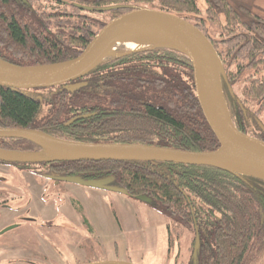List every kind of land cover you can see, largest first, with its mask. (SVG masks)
Segmentation results:
<instances>
[{
	"label": "trees",
	"instance_id": "trees-1",
	"mask_svg": "<svg viewBox=\"0 0 264 264\" xmlns=\"http://www.w3.org/2000/svg\"><path fill=\"white\" fill-rule=\"evenodd\" d=\"M133 7L167 11L194 24L221 62L220 85L232 122L247 134H264L258 122L264 109V15L256 0H0V58L21 65L73 58L104 23ZM140 66H148L150 72L142 74ZM107 71L117 83L111 95L120 99L122 107L132 104L133 109L120 110L124 132H101L106 129L101 121L94 126L74 122L64 127L65 119L85 107L102 106L105 78L99 74ZM95 77L94 86L90 80ZM81 81L84 84L78 89L73 88V81L29 90L0 86V126L34 128L83 142L139 143L191 151L219 145L197 102L190 63L175 48H145L104 60ZM139 100L152 103L137 104ZM64 128L100 132H49ZM257 137L264 140V136ZM5 141L11 144L9 150H40L23 139ZM37 161L47 173L83 179L112 175L127 195L148 196L166 221L169 264H264L261 176L164 161ZM195 233L198 245L193 252ZM177 241L181 244L173 246Z\"/></svg>",
	"mask_w": 264,
	"mask_h": 264
},
{
	"label": "water",
	"instance_id": "water-1",
	"mask_svg": "<svg viewBox=\"0 0 264 264\" xmlns=\"http://www.w3.org/2000/svg\"><path fill=\"white\" fill-rule=\"evenodd\" d=\"M136 28H149L165 37L170 36L176 42V46L166 45L145 48L171 47L186 56L191 66L197 102L204 119L219 142L218 147L207 151H191L139 143L83 142L59 138L34 128L0 126V137L23 139L40 148V150L33 152L0 151V156L11 159V156H7V154L13 153L16 155L15 158H12L14 160L37 161L32 160L27 155L55 150L68 156L60 158L50 156L48 158L164 161L191 165H210L236 172L244 171L264 178V140L240 131L234 125L222 95L220 75L223 74V68L219 57L208 38L189 20L177 14L151 7L130 8L104 23L93 34L77 56L63 61L21 65L0 58V86L29 90L56 86L75 80L104 60L137 51L115 52L111 57L106 55L109 51V45L114 39L127 30ZM73 119L67 121L65 124L71 123ZM40 159L46 158L42 157ZM228 159L245 161L254 166L258 171L230 168L229 166L217 163V161ZM56 180L126 193L124 188L106 185L111 180V176L95 180H83L78 176H59ZM138 198L147 200V197L143 195L138 196ZM11 227L9 226L4 230ZM197 244L198 237L196 235L194 251ZM74 264L135 263L124 260L100 259Z\"/></svg>",
	"mask_w": 264,
	"mask_h": 264
},
{
	"label": "rangeland",
	"instance_id": "rangeland-1",
	"mask_svg": "<svg viewBox=\"0 0 264 264\" xmlns=\"http://www.w3.org/2000/svg\"><path fill=\"white\" fill-rule=\"evenodd\" d=\"M256 3L264 15V0H256ZM199 5L202 7L201 3ZM114 47L116 49L108 57L115 52L141 49L117 42L109 51ZM258 122L264 126V109L258 115ZM257 136L264 134L258 132ZM7 156H11L8 160L16 157L13 153ZM27 156L32 160L50 157L44 152ZM9 168L6 182L12 186L11 192L14 195L20 193L25 205L27 203L29 213L23 216L32 215L35 221L21 220V227L0 233V244H3L0 246V264H27L22 257H28L33 251L44 252L41 264H74L100 259L135 264L171 262V256L167 257L165 219L149 202L116 191L39 179L25 167L16 168L13 164ZM12 204L16 205L15 202ZM1 212L6 214V211ZM84 217H88L87 226L81 223ZM16 221L20 220L15 214L3 216L0 231ZM42 222L58 227L56 230L49 228L51 231L43 228ZM172 253L173 250L170 255Z\"/></svg>",
	"mask_w": 264,
	"mask_h": 264
},
{
	"label": "flooded vegetation",
	"instance_id": "flooded-vegetation-1",
	"mask_svg": "<svg viewBox=\"0 0 264 264\" xmlns=\"http://www.w3.org/2000/svg\"><path fill=\"white\" fill-rule=\"evenodd\" d=\"M139 61L145 62L147 60L146 59H139ZM114 65L115 64H112V65H109V66L114 67ZM148 66L147 67L146 66L145 67L144 66H140L141 68H140L139 72H143L142 74H147V72H150L148 70ZM99 76H100V78H105V80H107L106 82H105V80L102 81L103 92L105 90V95L101 99L102 106L91 105V106L85 107V110L79 111V112L73 114L72 116L68 117L67 119H65L62 122V125L64 127L71 126L74 122L77 125H80L81 127H82V125H88L89 126V124H87V122L91 123L94 126L98 121H101L106 126V129L101 131V132H124L125 129L122 128V114H123V112L120 111V110L122 108H125V107H127V109H129V110L133 109L132 108V104H130L129 106L125 105V107H122V104H120V99L111 95L112 92H113L114 86L117 85V83H116V78L113 77L111 74H109V71L103 72L102 74H99ZM82 77L83 76L75 79V81L72 80L73 82L71 84H73V88H75V89L77 88L78 89L79 87L83 86L84 82L81 81ZM97 77H95L94 79L90 80V81L93 82L94 86H95L94 82H95ZM77 84H79V85H77ZM39 98H40V96H39ZM151 103L152 102H147L146 100L137 101V104H143V105H150ZM77 116H79V117L76 118V119H73V118H75ZM71 119H73L71 121V123L66 125L65 123L67 121L71 120ZM49 132H100V131H95V129H93V128H88V129H83V128H79V129L64 128V129H50ZM255 137H257V136H255ZM5 139L6 138H4V137H0V151L8 152L10 150L7 149V145H11V144L8 141L6 142ZM11 164H13V166H15L16 168L25 167L26 170L31 175L33 174L34 176H38L39 179L46 178L48 180H51L54 183H58V182L64 181V180H56L57 177H59V176H76V175H59V174L47 173V172H45V169L41 166V163L39 161L8 160V158L6 159V158H3V157L0 156V218H2L3 216L15 214V217H17V219L19 218V220H20V221H16L14 224H10L9 226H12L11 228H9L7 230H4L5 228L9 227V226H6L5 228H3L0 231V233H3L5 231H8V230L13 229L15 227H21L23 225V224H21L22 223L21 220L31 221V223H33L35 221V219H34L35 217L32 216V215L23 216L25 213H29V208L27 207V203L25 205V202L20 197V193H17L16 195H14L11 192V187L12 186L9 185L6 182L7 179H8L7 171L11 170L9 168V166ZM108 176H111V180L108 183H106V185L108 184V185L124 188V187H121V186H119V185L114 183V177L112 175L102 176V177H99V178H96V179H102V178H106ZM83 180H95V179H83ZM65 182H69V181H65ZM70 183H73V182H70ZM74 184H77V183H74ZM78 185L85 186V187H92V188L102 189V190L104 189V190H107V191H115V190H109V189H105V188H98V187L82 185V184H78ZM116 192H118V191H116ZM119 193H121V192H119ZM123 194L127 195L128 194L127 190H126V193H123ZM140 195H143V194L136 195L135 197H132V198H136V199H138L140 201H145V202L147 201L151 205L150 198L148 196H146L147 200H141V199L138 198V196H140ZM143 196H145V195H143ZM13 198H16V199L14 200ZM21 201L24 202L23 205L20 204ZM12 202H15L16 205H13ZM1 211H6V214L5 213L3 214V212H1ZM81 223H82V225L85 224V226H87L88 217L82 218ZM165 223H166V221H165ZM41 226H43V228H47L48 230H51L49 228H54L56 230V228L58 227V225L51 224L50 222H42ZM196 235L198 237L197 233H195V236ZM195 236H194V243H193V252H194ZM166 239H167V231H166ZM166 244L168 245V240H167ZM180 244H181V241H177V244H175L173 246L180 245ZM2 245L3 244H0L1 247H2ZM27 246L28 245H26V248H25L26 249V253H27ZM42 256H45L43 251L42 252L41 251H38V252L37 251H33L32 253L29 252V256L28 257H22V259H26L27 262H28L27 264H41L40 263V259L42 258ZM17 258H20V257H17ZM29 261H30V263H29ZM75 263H78V262H75Z\"/></svg>",
	"mask_w": 264,
	"mask_h": 264
},
{
	"label": "bare ground",
	"instance_id": "bare-ground-1",
	"mask_svg": "<svg viewBox=\"0 0 264 264\" xmlns=\"http://www.w3.org/2000/svg\"><path fill=\"white\" fill-rule=\"evenodd\" d=\"M117 42L123 43L125 46H128L130 48L158 47V46H166V45L176 46V42L170 36L165 37L162 34L158 33L157 31L151 30L149 28H136V29L127 30L126 32L118 36L116 39H114L110 43L109 48L113 43L116 44ZM115 49L116 48L114 47L106 55L111 54L112 51ZM46 154L55 158L68 156L65 153L58 152L55 150H47ZM217 163L223 166H229L230 168L258 171L251 164L239 159L221 160V161H217Z\"/></svg>",
	"mask_w": 264,
	"mask_h": 264
}]
</instances>
